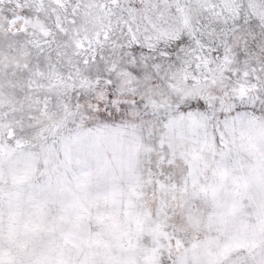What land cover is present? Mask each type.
<instances>
[{"label": "snow or ice", "instance_id": "6c2138e0", "mask_svg": "<svg viewBox=\"0 0 264 264\" xmlns=\"http://www.w3.org/2000/svg\"><path fill=\"white\" fill-rule=\"evenodd\" d=\"M253 155L264 0H0V216L123 189L143 222L117 264H264Z\"/></svg>", "mask_w": 264, "mask_h": 264}, {"label": "rangeland", "instance_id": "374dc122", "mask_svg": "<svg viewBox=\"0 0 264 264\" xmlns=\"http://www.w3.org/2000/svg\"><path fill=\"white\" fill-rule=\"evenodd\" d=\"M264 160L248 159L250 180L243 189L247 222L264 210ZM95 193V187L89 189ZM143 217L123 189L91 200L82 196L67 206L44 210L9 208L0 216V256L11 264H56L59 260H87L88 264H117L139 254ZM131 244V247L129 246Z\"/></svg>", "mask_w": 264, "mask_h": 264}]
</instances>
